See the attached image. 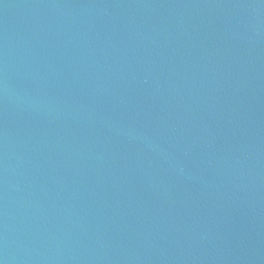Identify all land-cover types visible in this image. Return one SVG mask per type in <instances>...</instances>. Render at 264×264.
Here are the masks:
<instances>
[{"label":"water","instance_id":"95a60500","mask_svg":"<svg viewBox=\"0 0 264 264\" xmlns=\"http://www.w3.org/2000/svg\"><path fill=\"white\" fill-rule=\"evenodd\" d=\"M0 264H264V0H0Z\"/></svg>","mask_w":264,"mask_h":264}]
</instances>
